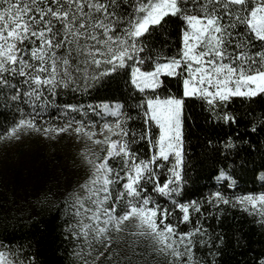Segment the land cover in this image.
I'll list each match as a JSON object with an SVG mask.
<instances>
[{
  "label": "snow or ice",
  "instance_id": "snow-or-ice-1",
  "mask_svg": "<svg viewBox=\"0 0 264 264\" xmlns=\"http://www.w3.org/2000/svg\"><path fill=\"white\" fill-rule=\"evenodd\" d=\"M171 19L179 31L169 54L149 37ZM119 71L137 94L133 105L58 103ZM164 77L177 81L179 94L161 95ZM258 96L264 0H0V98L19 114L0 141L36 133L84 145L85 175L63 196L76 264H216L223 236L214 238L204 219L231 205L264 223V191L175 198L184 183L186 99L235 123L227 105ZM21 256L18 245L0 241V264H34Z\"/></svg>",
  "mask_w": 264,
  "mask_h": 264
},
{
  "label": "trees",
  "instance_id": "trees-1",
  "mask_svg": "<svg viewBox=\"0 0 264 264\" xmlns=\"http://www.w3.org/2000/svg\"><path fill=\"white\" fill-rule=\"evenodd\" d=\"M178 31L179 22L171 19L149 39L155 47L167 44L171 54ZM163 80L161 95L168 91L179 94L180 86L174 78ZM133 95L137 94L125 73L119 71L83 96L74 97L69 92L57 100L84 104L126 102L131 106ZM227 111L235 115V123L216 119L202 101L186 99L184 183L176 199L200 200L217 190L228 196L264 191V96L251 103L236 98L227 105ZM18 115L15 104L0 98V135ZM229 138L234 145L230 148L226 147ZM4 143L0 141V241L18 245L21 258L32 257L34 264H76L73 251L77 241L66 231L69 216L64 213L63 196L85 175L78 157L83 143L71 140L67 155L47 146L34 165L25 169L18 165V149L6 151L1 148ZM140 148L143 150L144 145ZM6 162L11 165L6 166ZM221 171L226 173L224 177ZM229 179L232 187H228ZM164 202L170 204L171 199L164 198ZM258 221V216L231 205L221 206L219 219L213 215L202 221L214 238L223 236L216 264H258L264 256V223ZM207 252L205 247L198 254Z\"/></svg>",
  "mask_w": 264,
  "mask_h": 264
},
{
  "label": "rangeland",
  "instance_id": "rangeland-1",
  "mask_svg": "<svg viewBox=\"0 0 264 264\" xmlns=\"http://www.w3.org/2000/svg\"><path fill=\"white\" fill-rule=\"evenodd\" d=\"M107 119H112V117L109 116L107 117ZM71 140H74L76 142V140L72 136L68 135H60L54 140H46L39 134L30 133L27 135H23L19 141H4L5 143L1 146V148L6 151L9 149L11 151L18 149V155L20 157L18 165H20L22 169H25L34 165L33 162L35 163L37 161V156L40 155L41 151L47 149V146L48 149L52 148L59 150L66 155L69 154L71 152L69 147ZM5 164L6 166L11 165L8 162H6Z\"/></svg>",
  "mask_w": 264,
  "mask_h": 264
}]
</instances>
